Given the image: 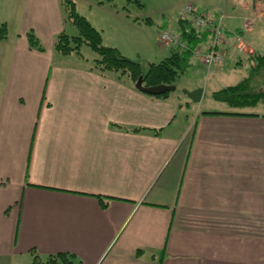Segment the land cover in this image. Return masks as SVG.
I'll return each instance as SVG.
<instances>
[{
  "label": "crops",
  "instance_id": "0c3cea01",
  "mask_svg": "<svg viewBox=\"0 0 264 264\" xmlns=\"http://www.w3.org/2000/svg\"><path fill=\"white\" fill-rule=\"evenodd\" d=\"M73 1L118 46L103 37L106 16L125 15L116 0ZM187 1L224 28L225 61L208 70L246 60L249 74L264 53V0ZM2 23L0 264L59 252L79 264H264V112L197 111L189 124V100L101 74L98 56L59 54L58 35L79 33L67 32L65 0H0Z\"/></svg>",
  "mask_w": 264,
  "mask_h": 264
},
{
  "label": "rangeland",
  "instance_id": "374dc122",
  "mask_svg": "<svg viewBox=\"0 0 264 264\" xmlns=\"http://www.w3.org/2000/svg\"><path fill=\"white\" fill-rule=\"evenodd\" d=\"M104 1L108 2V0ZM211 1L214 2L215 0H209L208 2ZM115 2L118 9L123 11L125 15L118 18L105 17L106 29L103 37L106 44H117L118 46L116 47L123 54L131 59L141 61L144 68H147L151 62L158 63L171 55L172 45L164 44L160 40V27L168 29L171 32L180 29L181 9L186 4L191 3L190 1L132 0L131 2L124 1L123 3L122 0H116ZM200 4L198 3V5ZM205 8L209 10V13H206L210 14L211 7L206 6ZM217 20L219 21V19ZM240 24L241 21L237 19L233 23H230L231 26L229 27L235 29ZM67 32L77 34L79 29L69 24ZM80 51L90 60L98 56L97 52L88 44H83ZM78 59L81 58L76 54H72L65 57L64 61L74 64V62H79ZM230 60L229 65L225 66L223 74L218 78L214 75V70H208V66H204L199 62L196 63V66L194 64L190 65L184 72H178L173 84L176 86V89L169 93L177 101L184 102L189 100L190 103L188 105L185 104L181 111V113H184V117L189 115V124H192L197 111L198 113L208 110H250L264 112V98L258 101L257 107H237L215 96L216 91L213 92L214 90H220L222 86L234 85L242 80L243 77L249 76L247 70L249 65L246 60L243 62L245 65L237 67V69L235 68V60ZM200 87L206 88L205 98L199 103L194 102L190 99L189 93ZM179 115L181 114L179 113ZM182 121L185 123L184 120Z\"/></svg>",
  "mask_w": 264,
  "mask_h": 264
},
{
  "label": "trees",
  "instance_id": "16d2710c",
  "mask_svg": "<svg viewBox=\"0 0 264 264\" xmlns=\"http://www.w3.org/2000/svg\"><path fill=\"white\" fill-rule=\"evenodd\" d=\"M65 8L67 20L78 27L79 33L69 35L61 32L56 39V51L62 55L72 52L80 54L82 45L88 44L98 54V57L94 59V68L98 69L101 74L114 72L119 79L123 76L129 77L135 85L140 78L144 86L174 84L178 72H184L194 61V49L207 44L210 38L208 31L194 27L187 18H180L181 30L175 33L181 37L185 47L173 46L170 56L158 63H150L147 68H144L141 61L129 58L116 47L104 45L101 31L76 11L73 0H65ZM7 35V24L2 23L0 39L6 38ZM28 37L32 47L42 49L37 36L32 31ZM250 60H252V65L249 76L237 85L227 86L215 92L217 98L237 107L258 104V101L264 98V53L257 52L250 56ZM168 94L169 92L154 96L166 97ZM75 258L73 254L66 252L50 254L45 258L34 253L32 264H79Z\"/></svg>",
  "mask_w": 264,
  "mask_h": 264
},
{
  "label": "built area",
  "instance_id": "2783aa9c",
  "mask_svg": "<svg viewBox=\"0 0 264 264\" xmlns=\"http://www.w3.org/2000/svg\"><path fill=\"white\" fill-rule=\"evenodd\" d=\"M187 18L191 25L200 29L206 30L210 34V38L204 46H198L194 49L193 55L208 67L214 65H222L225 61L223 44H224V28L222 24L213 16L206 12L199 11L192 3L186 4L181 9V18ZM252 26L251 20L245 23V28ZM160 40L164 44H171L173 46L184 48L185 44L181 37L168 29L160 31ZM246 43L243 41L239 44L240 50H244Z\"/></svg>",
  "mask_w": 264,
  "mask_h": 264
},
{
  "label": "water",
  "instance_id": "95a60500",
  "mask_svg": "<svg viewBox=\"0 0 264 264\" xmlns=\"http://www.w3.org/2000/svg\"><path fill=\"white\" fill-rule=\"evenodd\" d=\"M136 87L139 90L151 95H161L176 89L175 85L164 84V83L158 85H152V86H144L142 84V78H140L139 81L136 83ZM203 91L204 89L202 87L193 90L192 92L189 93L190 99L193 100L194 102H199L202 98Z\"/></svg>",
  "mask_w": 264,
  "mask_h": 264
}]
</instances>
